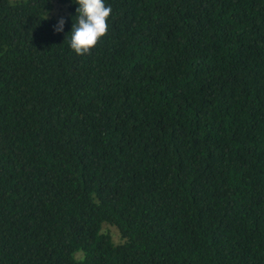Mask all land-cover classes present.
Returning a JSON list of instances; mask_svg holds the SVG:
<instances>
[{"label": "trees", "instance_id": "trees-1", "mask_svg": "<svg viewBox=\"0 0 264 264\" xmlns=\"http://www.w3.org/2000/svg\"><path fill=\"white\" fill-rule=\"evenodd\" d=\"M57 1L0 0V264H264V0H104L83 56Z\"/></svg>", "mask_w": 264, "mask_h": 264}, {"label": "clouds", "instance_id": "clouds-1", "mask_svg": "<svg viewBox=\"0 0 264 264\" xmlns=\"http://www.w3.org/2000/svg\"><path fill=\"white\" fill-rule=\"evenodd\" d=\"M79 5L69 39L70 48L80 56L90 53L108 32V19L112 8L104 0H75ZM48 17V15H47ZM46 17V19H47ZM65 20L55 26L56 32L64 31Z\"/></svg>", "mask_w": 264, "mask_h": 264}, {"label": "rangeland", "instance_id": "rangeland-1", "mask_svg": "<svg viewBox=\"0 0 264 264\" xmlns=\"http://www.w3.org/2000/svg\"><path fill=\"white\" fill-rule=\"evenodd\" d=\"M68 14V6L59 3L57 0H54V8L51 12V17H54L57 20H60L61 18H64ZM105 231L108 230L111 232L115 242L119 243L122 241V238L120 236L119 229L116 226L110 225V224H104Z\"/></svg>", "mask_w": 264, "mask_h": 264}]
</instances>
